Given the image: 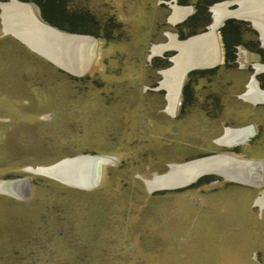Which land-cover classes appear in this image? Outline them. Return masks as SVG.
Wrapping results in <instances>:
<instances>
[{
    "label": "rangeland",
    "instance_id": "obj_1",
    "mask_svg": "<svg viewBox=\"0 0 264 264\" xmlns=\"http://www.w3.org/2000/svg\"><path fill=\"white\" fill-rule=\"evenodd\" d=\"M154 4L67 0L68 13L101 37L81 75L13 35L2 36L0 19V264H264V205L253 204L261 189L216 177L195 187L152 190V180L181 164L229 153L220 142L227 129L264 123V105L259 119L237 115L238 108L251 109L242 56L238 70L217 65L195 82L184 76L172 116L161 82L162 71L176 65H162L164 55L152 56L151 49L169 42L165 33L179 40L180 29L163 25L150 10ZM227 20L239 24L243 42L264 49L249 19L223 18L216 30ZM58 44L48 45L58 53ZM249 65L264 90V69ZM239 148L240 158H264V131ZM75 156L110 159L96 186L74 187L27 171ZM24 179L20 195L8 188Z\"/></svg>",
    "mask_w": 264,
    "mask_h": 264
},
{
    "label": "bare ground",
    "instance_id": "obj_2",
    "mask_svg": "<svg viewBox=\"0 0 264 264\" xmlns=\"http://www.w3.org/2000/svg\"><path fill=\"white\" fill-rule=\"evenodd\" d=\"M242 3H245V1H242ZM243 6L245 8L244 9L242 7L240 8V9H242V12H240V9H238L239 12L237 14H242V13L247 14L249 16V18H247V19H249V20L253 19V20H257V21H260V20L262 21L261 23L254 21V23H255V27L257 28V30L261 31V37H262V41L264 43V33H263L264 32V0H250L249 2H247V4L245 3V5H243ZM215 10L219 14H222V12L226 11L225 6L223 4L217 6ZM5 22H6V20H5ZM10 23H11V21H10ZM8 31H9V29H8ZM38 32L39 31L37 29L24 28L23 34L21 36L23 37V40H25V42L31 46V48L36 50V52H39V54H41L42 56L53 61L54 63H56L57 65H59L63 69H66V70H69L72 72L73 71L77 72L78 68H80L81 66H83L86 63V58H82V56H84V54L80 57H79V54L77 55V53H79V51L77 50V48L79 47V44L77 45V47L75 45V48L73 47V45L70 48L71 51L73 50V53L75 54V56L77 55L79 58L76 57V59H71V60H69V62H67V59H70V56L65 54L66 53L65 52V45H64L65 43L60 42L58 44L59 48L60 49L62 48L63 50L58 49V53H57L56 52L57 50L55 51L54 49L50 48L49 45L48 46L45 45L43 43L42 39L38 38ZM206 39H208V40H206ZM211 42H214V32L209 33L208 35L195 36V37L187 40L186 42H184L182 44L181 55L184 53L182 50V48H183L185 50V52L192 54L191 55L192 58H191V60H188L189 57L188 58L179 57V59L175 58L174 61H175L176 67L171 69V70H166L163 72L166 79L162 85L164 87H166L168 90L169 101H173V96L176 97L177 89L181 83L183 74L185 73V71L187 70V68L189 66H194V67L198 66V65L202 66L205 63L210 62V60H208V58H205V56H206V53L210 49L209 45H211V52H212V43ZM172 43H173V44H171L172 47H178V45H175L176 42L173 41ZM196 47H200L199 48L200 50L196 49ZM79 48H82V47H79ZM162 48H163V46L154 47V49H153L154 55L156 53H160ZM70 49H68V51H67L68 53L71 52ZM83 49H85V48H83ZM215 50H216V48H215ZM195 51H196V53H195ZM204 59H206V61H204ZM74 60L77 61L76 66L73 67L74 64H73V66L72 65L69 66V64H72V62ZM185 63L187 65V67L185 66ZM171 78L173 79L172 82L170 81ZM171 111H172V108H171ZM227 140L228 139L225 138V139H222L221 141H222V143H226V142H228ZM103 158L101 156L100 157H97V156H78V157H74V158L73 157L72 158H65L57 164L47 166V167H40L37 169H30L29 168L28 171L32 172V173L43 174V175H45L51 179L58 180L62 183H65V184H68V185H71L74 187L76 186V187H81V188L86 189V188H89L91 186L92 187L96 186L95 184L97 183L98 176L100 173L99 172L100 166L104 165L106 163H110V161L108 159H103ZM104 160H105V163H104ZM81 167L83 169V172L80 171ZM200 168H206V167L203 164H201ZM238 172L240 175H242V176L244 175V172H242L241 169H239ZM175 175H176L175 178L174 177L167 178L166 183L167 184H169L170 182H175V183L178 182L179 183L180 181H184V179H186L188 174L186 172V173H182V174L179 173V174H175ZM250 176H253V174L250 173ZM162 177L166 178L165 176H162ZM24 180L16 181V182L12 183L8 188L11 189V191L13 193L15 192V193L20 195L23 191ZM1 189H2V187H1Z\"/></svg>",
    "mask_w": 264,
    "mask_h": 264
},
{
    "label": "flooded vegetation",
    "instance_id": "obj_3",
    "mask_svg": "<svg viewBox=\"0 0 264 264\" xmlns=\"http://www.w3.org/2000/svg\"><path fill=\"white\" fill-rule=\"evenodd\" d=\"M4 1H6V0H1L0 2H4ZM20 2H22V3H28V4H30V5H32L33 7H35V8H38L39 9V11H40V14H41V10H40V5L37 3L39 0H19ZM63 1H65L64 2V4H57L56 6H58V7H60V8H62V6L64 7V8H66V9H68V6H67V0H63ZM87 1V0H86ZM242 1H245V3L247 4V2H249L250 0H237V2L238 3H240V8L242 7L243 9L245 8L243 5H245V3H242ZM223 2V1H222ZM234 1H232V4H231V9H235V7H236V5L233 3ZM221 2H215V3H211V0H159L155 5L156 6H158V7H160V8H163V9H167V10H172V6L174 7V6H183V7H186V6H188V7H190L191 9H192V13L190 14V15H188V17H186L185 19H183L182 21H179V22H173V21H175V20H179V19H181L182 18V16L184 15V11H182V10H180V9H178V8H176L175 9V11H174V14H173V16L171 17V21L170 20H168L167 18H166V21L164 22V23H162L163 25H172V24H174L175 26H178V27H180V29H182V33H184L185 34V32L186 31H184V29H183V25L185 24V22L191 17V16H194V15H197V17H196V20H195V26L196 25H198V26H202L204 23H206V25L204 26V30L205 31H207L208 29H210L209 31H207L206 33H203V34H200V35H208L209 33H213L214 31H215V29L218 27V25H219V23L222 21V19L223 18H225L226 16H233V17H239V18H243V19H247V18H249V16L247 15V14H237L238 12H239V10H235V11H228L227 9H226V3L224 4V3H221V4H223L224 6H225V10L226 11H224V12H222V14H219L215 9H216V7L217 6H219V5H221L220 4ZM111 6H117L118 7V5H117V3L116 2H114V4H112ZM202 6H205V8H206V10H205V15H201V16H198L199 15V13L198 12H201L203 9H202ZM239 8V9H240ZM240 12H242V9H240ZM198 13V14H197ZM210 14H211V16H210ZM210 19H213V23L212 24H210ZM244 21H246V20H244ZM250 21H252V23L254 24V26H255V23H254V21H256V22H258V23H261L262 21L260 20V21H257V20H253V19H251ZM192 22H194V20L192 21ZM247 22V21H246ZM252 24V25H253ZM225 29V22H224V25H222L221 26V28L218 30V34H219V37L222 39V41H223V32L225 31L224 30ZM257 29V28H256ZM164 33V32H163ZM166 34V36H168L169 37V42L166 44V45H157V46H163V48H162V50H161V52L159 53V54H162V55H164V57H163V60L164 61H162L161 62V64L163 65H165V64H167V63H171L170 62V60L169 59H171L170 58V56L172 57V61L174 62V59L175 58H177V57H182L183 55H181V47H182V44L184 43V42H186L187 40L186 39H188L189 37H191V38H193V37H195V36H189V37H186L185 39H180V33H179V36L177 37V38H179V40H176L175 38H174V36H173V34H170V33H165ZM196 35V34H195ZM91 36H93V37H95L97 40H99L101 37H99V36H94V35H91ZM196 36H198V35H196ZM191 38H189V39H191ZM188 39V40H189ZM185 40V41H184ZM206 40H208V39H206ZM176 42V44L175 45H178V47H174L175 49H177L178 51H179V54L178 55H176V53H177V50H165V51H163V49H165V48H169V47H172L171 46V44H173L172 42ZM182 41H184V42H182ZM261 41H262V39H261ZM181 44H180V43ZM263 42V41H262ZM179 43V44H178ZM243 43H245V42H243ZM211 44V43H210ZM223 44H224V41H223ZM245 44H247V43H245ZM240 46H242V45H237V46H233L232 47V49H235L236 50V52L234 53V58H235V61H234V65H232V66H230V65H228V63L227 62H225L226 61V54H225V52H224V66L225 65H227V66H229V67H233V66H236L237 65V53H238V47H240ZM244 46V45H243ZM242 46V47H243ZM246 46V45H245ZM263 46H264V43H263ZM154 47L155 46H153L152 47V49H151V55L153 56L154 55V52H153V49H154ZM209 51L206 53V56H205V58H208V60H210V56H211V45H209ZM245 48V47H244ZM247 48V47H246ZM257 49L258 50H261V51H263V52H259V51H257ZM182 50H183V52H185V50L182 48ZM247 50L248 51H250V52H252V53H254L255 55H257L258 57H259V61H261L262 63H264V50L262 49V48H260V47H256V48H252V47H248L247 48ZM163 51V52H162ZM231 54H233V53H231ZM155 55H157V54H155ZM176 55V56H175ZM175 56V57H174ZM162 57V56H161ZM160 57V58H161ZM161 60H162V58H161ZM186 60V59H185ZM204 61H206V59H204ZM211 61V60H210ZM175 64V63H174ZM171 65H172V63H171ZM185 66L187 67V65H186V63H185ZM158 67H159V65H158ZM189 67H193V66H189ZM196 67V66H195ZM217 67L218 66H214V67H206V68H203V69H196V68H194V69H188L187 71H186V73H184L183 74V77L184 76H188V77H190L191 78V76H192V74L193 73H195L196 75H195V77H198V78H203V77H205V76H210L211 75V73L214 71H216L217 70ZM249 67V66H248ZM169 68V67H168ZM247 69V67L244 69V70H246ZM256 69H258V70H262V69H264V67H262V66H260V67H256ZM167 70H171V69H167ZM164 71H166V70H163L162 71V73L164 72ZM251 76H253L254 75V77L255 76H257L258 74H255L254 73V71L252 70V67H251ZM201 74H204L203 76L201 75ZM164 76V75H163ZM183 77H182V80H183ZM197 78V79H198ZM164 80H165V77H164V79H163V81L161 82V85L163 84V82H164ZM182 80H181V83H182ZM181 83H180V85H179V87H178V89H177V95H178V93H179V89H180V86H181ZM258 83V82H257ZM163 86V85H162ZM258 87V88H261V86H259V84L257 85L256 83H255V80L253 79L252 80V82L250 83V85H249V90H247V91H245V93H244V97H245V99H247L248 98V96L251 94V92H253V90H251V89H253V88H255V87ZM262 87H263V85H262ZM165 89H166V98H167V101H169V99H168V90H167V88L165 87ZM158 91H160V90H158ZM162 91V90H161ZM164 91V90H163ZM165 93V92H164ZM182 95H183V100H187V97H186V95H185V93H184V88H183V91H182ZM177 95H176V97L175 96H173V101H169V102H167L169 105L167 106V110H169V111H171V108H172V111H171V113H173L174 111H175V109H176V105H177ZM254 98H255V101H260V102H262L263 101V103H264V92L263 91H261L260 89L258 90V91H256V93H255V95L253 96ZM175 107V108H174ZM8 121H9V118L7 119ZM248 134H244V129H240V130H237V129H227L226 130V132H225V135L221 138V140L222 139H228L227 141L228 142H226V143H223V144H225V145H231L232 143H235V142H237V141H241V139H243V138H245L246 136H247ZM257 135H258V131H257V133H256V135L253 137H251L247 142H245L244 144H246V143H251L252 142V140H254V139H256V137H257ZM221 143H222V141H220ZM244 144H241V145H244ZM239 145L240 144H237V145H233V146H230L229 147V150H230V152L229 153H231V154H236L237 152H239V150H240V148H239ZM238 155V154H237ZM75 157H78V156H75ZM97 157H100V156H97ZM72 158V157H71ZM65 159V158H64ZM108 159V158H107ZM109 160V159H108ZM62 161V160H61ZM110 161V160H109ZM60 162V161H59ZM59 162H56L55 164H57V163H59ZM111 162V161H110ZM106 164H108V163H106ZM52 165H54V164H52ZM105 165V164H104ZM103 165V166H104ZM49 166H51V165H49ZM40 167H47V166H39L38 168H40ZM263 170H264V168H263ZM27 171H28V169H27ZM175 176L176 175H173L172 177H174L175 178ZM247 176H250V173H244V175H243V177L244 178H248ZM206 177H209V176H204V177H201L199 180H197L196 182H194L192 185H190V186H198V185H200L201 183H204V182H202V181H200L202 178H206ZM216 177H219V176H210V178L213 180L214 178H216ZM49 178V177H48ZM156 178H159V179H155L154 181L152 180V182H153V184L155 185V187H159V186H164V185H167V178H163L162 176L161 177H156ZM210 179V180H211ZM224 179V178H223ZM146 180H149V179H146ZM210 180H208V181H210ZM225 180V179H224ZM226 181H228V180H226ZM211 182V181H210ZM228 182H230V181H228ZM62 183V182H61ZM230 183H234V182H230ZM65 184V183H64ZM228 184V183H227ZM68 185V184H67ZM190 186H188V187H190ZM245 186H247V187H249V188H254V189H256V190H260L261 189V191H260V195L257 197H255V199L253 200V204L255 203V201H257V207H259V208H261V209H263V205H264V175L262 176V180L260 181V185L259 186H250V185H245ZM90 188V187H89ZM184 188H186V187H184ZM184 188H182V189H184Z\"/></svg>",
    "mask_w": 264,
    "mask_h": 264
},
{
    "label": "crops",
    "instance_id": "obj_4",
    "mask_svg": "<svg viewBox=\"0 0 264 264\" xmlns=\"http://www.w3.org/2000/svg\"><path fill=\"white\" fill-rule=\"evenodd\" d=\"M158 1L159 0H155V4ZM232 1H234L233 3L236 5L235 9H233V10L231 9ZM221 3H224V4L226 3V9L228 11H235V10H238L240 8V3L238 4L237 0H227V1L224 0ZM155 4H154L153 8H151L150 10H151L152 13H158L159 16H161V18L163 17L162 23H164L166 21V18L171 21V17L173 16L174 11H175L176 8L184 11V15L182 16L181 19L175 20L173 22L182 21L183 19H185L186 17H188V15H190L192 13V9L190 7H188V6H186V7H183V6H174L173 7L172 6V10L169 11L167 9L160 8V7L156 6ZM229 17H231V19H242V18L233 17V16H226L224 19L229 18ZM0 19H1V25H2V27H1V33L3 34L2 36L7 37V36H10V35H13V36H15L16 39H19L22 42H24L26 45H28L25 42V40H23V37L21 36L23 34V29L24 28L37 29L39 31L38 32V38L42 39V41H43V43L45 45H48V43L49 44H52V41L49 39L50 37L48 38L49 35L47 34V32L45 31V28L42 25V22H43L42 20L43 19L41 17V14H40L39 9L33 7L32 5H30L28 3H22L19 0H6L3 3L0 2ZM5 20H6V22H5ZM10 21H11V23H10ZM8 29H9V31H8ZM204 33H206V32H204ZM200 34H203V33H200ZM200 34H197V35H200ZM189 38H191V37H189ZM188 39H186V40H188ZM184 41H182V42H184ZM98 42H99V40H97V44H98ZM211 43H212V52H211V56H210V60L211 61L210 62L208 61L209 63H205L202 66L201 65H198L196 67H194V66L193 67H189V68H187V70L188 69H191V68L203 69V68H206V67H214V66H217V65H219V66L220 65H224V44H223L222 39L219 37L218 31L216 29L214 31V42H211ZM161 45H163V44H161ZM199 48L200 47H196V49H199ZM215 48H216L217 51L215 50ZM165 50H177V49H175L174 47H169V48L163 49V51H165ZM178 54H179V51L177 50V55ZM241 56L243 57L242 62L239 61V59H240ZM188 60H191V59L189 58ZM236 60L239 63L240 62L243 63V65H245L247 67L250 66L249 64H251V63L252 64H255V65L258 64V67L259 66H262V67L264 66V63H262L261 61H259V57L257 55H255L254 53L248 51L246 48H244L242 46L238 47V53H237V59ZM170 61L172 62V65L171 66L175 65L174 62L172 61V58L170 59ZM235 67L236 66H233L232 68L234 69ZM229 68H231V67H229ZM234 70H238V69H234ZM186 71H185V73H186ZM241 71H243L245 73L246 72L249 73L248 79H249V77H251L250 69L247 68L246 70L243 69ZM248 79H247V81H245V83L243 85V87H244V90L243 91L246 90V87H247V90H249V85L250 84H249ZM247 84H249V85H247ZM259 89L264 92V90H262L261 88H258L256 86L255 88H253V92H251V94L245 100L249 104H251V109L245 108V106H244V108H238L237 115L239 114V116L242 117L243 114H247V115L248 114H251V115H249L250 117L254 115V116H257V119L260 118V115H259L260 113L258 112L257 109L259 107H262L264 104H263V101L262 102L255 101V98L253 97L255 95L256 91H258ZM255 111H257V113H255ZM174 112L172 113V116L174 115ZM241 121L243 122L244 119L241 120ZM250 127H252V129H253V132L252 133H250V131H249L250 138L252 136L254 137L256 135L257 131H258V135H260V134L262 135L263 134V131H264V123L259 122V121H256V120L253 121V122L240 124L239 126H237L236 129L237 130H240V129L246 130L247 128H250ZM237 156L239 157V155H237ZM257 160L261 161L262 164H263V167H264V158H257ZM263 175H264V170H263Z\"/></svg>",
    "mask_w": 264,
    "mask_h": 264
},
{
    "label": "water",
    "instance_id": "obj_5",
    "mask_svg": "<svg viewBox=\"0 0 264 264\" xmlns=\"http://www.w3.org/2000/svg\"><path fill=\"white\" fill-rule=\"evenodd\" d=\"M228 19V18H226ZM225 19V20H226ZM250 21V20H249ZM43 27L45 28V31L49 35L48 38L55 43L64 42L65 44V54L70 56V59H67V62L71 59H76L82 56V58H86V63L78 68L77 72H72L73 74L81 75L83 72L88 68L92 60L96 56V47H97V39L91 35H79V36H68L60 32L58 29L42 22ZM79 44V47L77 48L79 53V57L73 53V50L71 51V47L75 48V45ZM85 48V49H83ZM68 49H70V53H68ZM81 49V50H80ZM83 49V50H82ZM61 50H63L61 48ZM74 64V66H73ZM77 64V61L74 60L72 62L73 67H75ZM194 69V68H192ZM197 69V68H196ZM69 71V70H67ZM254 79V76L252 77V80ZM250 133L253 132L252 127L247 128L244 130V134H248L245 138L241 139V141H237L235 143H232L230 146L237 145V144H244L250 139L249 136ZM103 158V157H102ZM107 159V158H103ZM110 160V159H109ZM105 163V160H104ZM103 163V164H104ZM203 164L206 168H200V165ZM102 166H100L99 169V176L97 183L101 176V170ZM263 164L261 161L256 159H246V158H240L236 154L231 153H220V154H212L205 157L194 159L190 162L181 164L177 166L174 170H171L164 174L166 178H170L175 174H182L187 172V177L184 179V181H180L179 183L170 182L167 185L154 187L152 190H176V189H182L184 187H188L192 185L194 182L199 180L201 177L204 176H219L221 178H224L225 180L242 183L250 186H259L260 181L262 180L263 176ZM241 169L244 173H251L253 176H247L248 178H244L242 175L239 174L238 170ZM24 184L26 183V180H24ZM76 187V186H75Z\"/></svg>",
    "mask_w": 264,
    "mask_h": 264
},
{
    "label": "trees",
    "instance_id": "obj_6",
    "mask_svg": "<svg viewBox=\"0 0 264 264\" xmlns=\"http://www.w3.org/2000/svg\"><path fill=\"white\" fill-rule=\"evenodd\" d=\"M218 1H220V0H211V3H215ZM64 2L65 1H63V0H39L37 3L40 5L42 19L46 23H48L54 27H57L59 29H62V30H68V31L74 32V33L76 32V33H82V34L97 36V35H95L94 30L90 28V26H91L90 24H89L90 26H88V28H86L88 25V22L83 21V19H81L79 16H74L72 14H69L67 9L64 8L63 6H62V8L56 6L57 4H61V3L64 4ZM202 9L203 10L201 12H198L199 13L198 16L205 15V10H206L205 6H202ZM196 17H197V15L191 16L183 25V29H184V31H186L185 34H183L181 32L182 29H180V27H179L180 39H185L186 37H189V36H192V35H195V34L201 32V31H204V26L206 25V23H204L202 26H198V25L195 26ZM193 20H194V22H192ZM65 25L66 26L69 25V26H67L65 28L64 27ZM237 25H239V24L235 23L233 20L225 21V29H224L225 31L223 32L224 52L226 54V61L225 62H227L228 65H230V66L234 65V61H235L234 53L236 52V50L232 49L233 46H237V45L243 46L244 45L243 47L248 48L249 46H252L254 44V43H248V44L243 43L242 37H241V30ZM95 26H96V24H95ZM106 27H108V26H106ZM253 47H255V46L253 45ZM257 51L263 52V51L258 50V49H257ZM231 53H233V54H231ZM211 74L213 75L214 71ZM195 75L196 74L193 73L191 76L192 78L193 77L195 78V80H193L194 82L198 78V77H195ZM201 75L203 76L204 74H201ZM191 81L192 80L190 79V82ZM190 91H191V89H190L189 85L184 87V93L187 97V100H188V97L189 98L191 97ZM210 179L211 178L209 176L206 178H202L200 181L204 182V180L208 181Z\"/></svg>",
    "mask_w": 264,
    "mask_h": 264
}]
</instances>
